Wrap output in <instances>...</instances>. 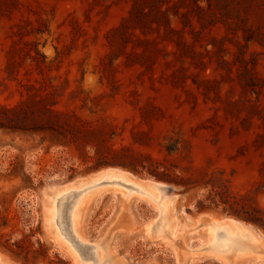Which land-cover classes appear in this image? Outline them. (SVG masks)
<instances>
[{
	"label": "rangeland",
	"instance_id": "374dc122",
	"mask_svg": "<svg viewBox=\"0 0 264 264\" xmlns=\"http://www.w3.org/2000/svg\"><path fill=\"white\" fill-rule=\"evenodd\" d=\"M109 170L159 188L82 196L101 264H264V0H0V264H83L52 199Z\"/></svg>",
	"mask_w": 264,
	"mask_h": 264
},
{
	"label": "bare ground",
	"instance_id": "6f19581e",
	"mask_svg": "<svg viewBox=\"0 0 264 264\" xmlns=\"http://www.w3.org/2000/svg\"><path fill=\"white\" fill-rule=\"evenodd\" d=\"M116 184L124 187L127 190V196L130 195L131 191H137L138 193L145 194L153 198L157 189L159 188L157 186L152 187L147 185V188L145 189L140 184L127 181L125 178H123L121 173L115 170H109L104 172L99 179L88 182L81 187L59 191L52 199L51 212L56 213L55 217L52 216V219L56 222L59 229H61L64 233L66 232L68 235L67 238L70 239L73 247L81 256H83V264H101L103 259L100 257L97 246L90 241L83 243L76 232L77 209L80 200L82 196L86 194V192L88 193V191H91L90 189L94 187H98L100 185ZM154 198L157 199L158 196H154ZM156 202L159 203L160 201ZM164 205L165 204L162 203L161 206ZM164 225H166L165 222H159L155 229L157 231H161L162 228L164 229ZM163 231L164 230L161 232ZM209 233L210 247L220 252H225L231 248H234L235 246H239V243L242 241V237H249L251 241L258 240L257 233L252 232L242 223H238L233 220L224 222L223 224L219 225L216 230H210Z\"/></svg>",
	"mask_w": 264,
	"mask_h": 264
},
{
	"label": "trees",
	"instance_id": "16d2710c",
	"mask_svg": "<svg viewBox=\"0 0 264 264\" xmlns=\"http://www.w3.org/2000/svg\"><path fill=\"white\" fill-rule=\"evenodd\" d=\"M244 217L243 220L249 223H252L254 225L259 226L260 228L264 229V219H262L261 217H258L256 215H252L250 213L245 212L244 213Z\"/></svg>",
	"mask_w": 264,
	"mask_h": 264
},
{
	"label": "water",
	"instance_id": "95a60500",
	"mask_svg": "<svg viewBox=\"0 0 264 264\" xmlns=\"http://www.w3.org/2000/svg\"><path fill=\"white\" fill-rule=\"evenodd\" d=\"M164 189H165V191H168L167 188L164 187Z\"/></svg>",
	"mask_w": 264,
	"mask_h": 264
}]
</instances>
